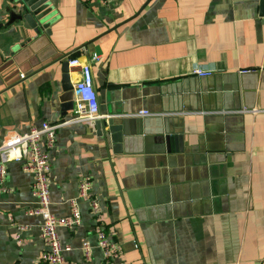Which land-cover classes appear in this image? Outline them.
Returning a JSON list of instances; mask_svg holds the SVG:
<instances>
[{"label": "crops", "instance_id": "obj_1", "mask_svg": "<svg viewBox=\"0 0 264 264\" xmlns=\"http://www.w3.org/2000/svg\"><path fill=\"white\" fill-rule=\"evenodd\" d=\"M146 1L49 0L37 33L12 22V1L0 0V138L69 117L60 115L58 60L69 53L63 59L90 64L98 115L113 117L122 139L113 152L98 117L56 131L51 212L67 217L89 176L100 213L80 200L81 223L57 228L65 258L103 264L101 224L119 246L116 264H264V6L149 0L135 15ZM194 66L212 74L199 77ZM68 71L73 85L78 72ZM31 180L19 162L7 164L0 264H38L46 249L26 213L36 205Z\"/></svg>", "mask_w": 264, "mask_h": 264}, {"label": "built area", "instance_id": "obj_2", "mask_svg": "<svg viewBox=\"0 0 264 264\" xmlns=\"http://www.w3.org/2000/svg\"><path fill=\"white\" fill-rule=\"evenodd\" d=\"M110 1V0H106ZM92 59H97L93 57ZM68 68H76L79 78L73 84V109L68 118L60 121H42L38 126H30L25 131H6L0 138V192L5 190V175L7 164L12 160L19 162L21 168L32 174L31 194L36 205L28 208L26 213L36 216L38 230L46 249L41 253L38 264H80L69 261L63 255L70 251L68 244L64 245L59 238L57 228L64 226L73 229L81 223L82 214L79 201L89 203L90 210L96 219H99V204L92 192L91 179L82 176L77 182V195L69 199V215L57 217L50 210V151L53 149L57 129L69 122H84L93 120L98 115L97 93L94 88L90 64L80 62L77 58H68ZM192 73L199 76H209L212 71L194 66ZM23 77V74H20ZM147 115L146 110L139 111ZM26 226H17V230L24 231ZM96 246L101 250L103 264H116L114 259L119 246L113 242L101 224L95 227ZM20 241V235H15ZM81 252L86 260L91 258L92 246L87 239L81 243ZM123 264V263H119Z\"/></svg>", "mask_w": 264, "mask_h": 264}, {"label": "water", "instance_id": "obj_3", "mask_svg": "<svg viewBox=\"0 0 264 264\" xmlns=\"http://www.w3.org/2000/svg\"><path fill=\"white\" fill-rule=\"evenodd\" d=\"M13 3L12 12L10 15V20L22 21L35 32L39 33L43 27L46 25V22L50 18V2L49 0H11ZM147 0L136 12L135 15L139 14L144 8ZM261 11L263 10L264 0H260ZM87 43L83 47H87ZM77 51V50H76ZM79 55L80 52L78 51ZM69 55L65 54L62 58L59 57L60 62V88L61 94L59 95L61 116H66L69 111L73 109L72 101V89L73 85L70 80L69 71H68V59H63ZM86 57V56H85ZM88 57V56H87ZM86 57V58H87ZM95 126L98 130L100 136H102L104 143L107 145L108 142L112 144L113 152H121L120 142L122 139V129L120 124L114 123L113 117H99L95 120Z\"/></svg>", "mask_w": 264, "mask_h": 264}]
</instances>
